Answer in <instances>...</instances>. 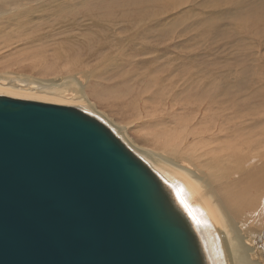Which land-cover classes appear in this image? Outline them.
I'll use <instances>...</instances> for the list:
<instances>
[{"label":"bare ground","instance_id":"1","mask_svg":"<svg viewBox=\"0 0 264 264\" xmlns=\"http://www.w3.org/2000/svg\"><path fill=\"white\" fill-rule=\"evenodd\" d=\"M40 1L43 4L42 7L39 6L41 9L27 6L37 0H0V39L8 38V42H11V48H2L0 53L9 51L22 55L29 50L32 52L30 57L41 55L57 62L68 55V51L65 52V42H58L55 48L50 49L51 41L48 40L56 34H68L74 26L69 21V15L64 14L67 12L62 4L64 0ZM167 1L162 0L158 7L163 8ZM225 1L174 0V3L182 6L195 3L203 7L199 9L194 6L197 10L205 11L212 8L211 4L219 7L217 4ZM234 1L228 0V3L232 4ZM246 1L252 3L249 4L250 9L255 7L264 11V0ZM239 3L235 12L243 7V3ZM108 12L104 13L110 16L101 15L110 20L107 28L104 27L103 20H90L91 24L86 25L92 30L100 29L104 35L100 36L97 31V35L94 33L95 38L81 37L91 47L86 50L84 47L79 49L91 52L94 44L98 43L102 52L110 51L109 47L114 45L122 50L121 57L130 58L129 54L134 53V60L144 56L138 65L140 68L146 67L147 72L144 76L140 74L137 80L145 83L150 81L155 88H163L165 93L156 106L152 100L155 93L152 97H143L144 103L141 100L136 102L139 103L136 110L140 119H150L152 125L163 128V134L166 132L157 142V146L162 147V152L136 144L125 129L126 126L124 128L113 124L108 116L105 117L106 123L99 115L98 118L90 113L91 110L98 111V108L96 102L87 94L89 77L84 75H70L53 81L22 77L20 74L1 75L0 96L73 107L97 119L158 178L177 208L187 218L204 264H264V148L259 140L264 135V129L255 133L259 126L254 123V118L257 117L264 124V117L260 116L264 114V110L258 114L257 106L250 107L243 99L240 100L239 97L244 94L240 92L241 87L238 85H220L215 83L209 73L199 74L193 67L194 56H190L188 62L184 63L188 64L189 70L175 74L169 67H165V76L155 78L152 74L156 67L161 68L166 63L160 54L161 49L146 45L145 41L153 33L154 38L161 37L160 31L156 27L147 26L145 22L141 23L143 18L135 17L132 13L120 14L114 10V15L109 9ZM38 13L45 14L43 22L50 23V30L39 35L44 37L36 43L37 46L33 45L36 41H31L24 47L17 36L20 27L31 24V20ZM123 16L124 19L130 18L134 22L128 25L124 22L125 26L115 28L114 22ZM139 19L141 24L135 23ZM10 23L17 29L11 33L2 31ZM134 31L140 33V39L144 38V45H139L137 33L134 36L131 34ZM130 34L133 38L128 36ZM127 44L128 48L123 49ZM121 57L120 60H126ZM174 58L184 59L178 55ZM151 62L156 63L152 65ZM127 63L117 64L124 76L129 75L134 67ZM128 90L133 93L137 89ZM174 132L177 134L173 136ZM120 136L125 137L126 142Z\"/></svg>","mask_w":264,"mask_h":264},{"label":"water","instance_id":"2","mask_svg":"<svg viewBox=\"0 0 264 264\" xmlns=\"http://www.w3.org/2000/svg\"><path fill=\"white\" fill-rule=\"evenodd\" d=\"M0 264H204L154 173L97 119L0 96Z\"/></svg>","mask_w":264,"mask_h":264},{"label":"rangeland","instance_id":"3","mask_svg":"<svg viewBox=\"0 0 264 264\" xmlns=\"http://www.w3.org/2000/svg\"><path fill=\"white\" fill-rule=\"evenodd\" d=\"M161 1L162 0H64L62 4L65 5L64 10L67 11L66 13L64 12V14L69 15V21L73 22L74 26L69 30L68 34H56L54 38L49 37L48 40L51 41L49 44L50 49L55 48L58 42H65L67 50H64L65 52L68 51V55L57 62L55 59H50L41 55L30 57L32 52L29 50L22 55H15L16 53L5 51L0 53V55L5 54L4 56H0V76H19L20 74L22 77H33L39 80L43 79L44 81L59 80L67 76L69 77L70 75H84L87 78L89 77L87 83L88 88L86 89L87 94H89L90 99L94 101V103L96 102L95 104L98 108V111L91 110L89 112L94 114V116L97 115L98 118L100 116L106 123L107 120L105 117L108 116L113 124L121 125L124 128L126 126L125 129H127L129 136L136 144L153 151L157 150L162 152V147L159 148L157 142L166 132L163 134V128L152 125L150 119H140L137 114L138 111L136 110L139 105V103L136 104V102L141 100L144 103L143 97H152L155 93L152 100L155 101L156 106L165 93L163 88H155L154 83L150 81L145 83L137 80L140 74L144 76L147 72L146 67L140 68L138 65L139 60H143L144 56H139L138 59L132 60L134 54L132 53L129 54L131 56L130 58L122 56L123 59H126L123 61L119 59L122 51L119 46L113 45L111 46L112 48L109 47L110 51L102 52L103 50H99L98 43L94 44V47L90 50L91 52L79 49L80 47H84L86 50L91 47L87 45L81 37L87 39L95 38L97 31L100 36L104 35L100 29L92 30L86 26L91 24L89 21L93 20L98 22L103 20L104 27L107 28L108 22L110 21L106 18L110 16L106 15L108 9L110 12L117 10L120 14L132 13L135 17L140 19L143 18V22L141 23L145 22L144 24L147 26L156 27L158 31H160L161 37L154 38L153 33L150 35L149 39L145 41L146 45L161 49L160 54L163 61L166 63V65L161 68L157 66L152 76L155 78L165 76V67H169L170 71L175 74L184 70H189L188 64L184 63L188 62L187 59L190 56H194L193 67L199 74L209 73L214 78L215 83L220 85H238L242 88H240V92L244 94L239 97L240 100L243 99L250 107L253 105L257 106L258 114L264 110V67L262 66L264 64V11L255 7L250 9L249 4L252 5V3L246 0H235L232 4L228 3V0H226L225 3H218L217 5H219V7L211 4L213 5L212 8L205 10L206 12L197 10L195 7L199 9L203 7L195 3L182 6L181 4L175 5L174 0H168L164 7L161 8L158 7ZM237 1L240 3L242 2L243 7L240 8L238 12H235L234 10L239 3ZM38 3L39 6L42 7V1L39 0ZM39 6L37 8L41 9ZM122 7H124L123 10ZM104 12H106V14ZM44 15V13H38V15L31 20V24L20 27V32L17 36L19 37V43L24 47L31 41H36L33 45L37 46L36 43L40 42L39 40L44 37L39 35L46 34V32L50 30V23L43 22L45 18ZM101 15H105L106 17ZM236 15L238 16L236 17ZM124 17L125 16L118 18L116 22L112 21L115 24V28L125 26L124 22L128 25L133 21L130 18L124 19ZM140 19L135 23L141 24ZM27 27L30 30L27 29ZM16 29L17 28L10 23L2 31L11 33ZM135 33L137 32L134 31L131 34L134 36ZM131 34L128 36L133 38ZM139 34L140 33H137V37ZM70 37L75 38L71 39ZM7 39L8 38L0 39V49H4L5 47L11 48L9 46L11 42L9 43ZM143 39L144 38L140 39L138 37L140 46L145 43ZM6 43L8 44L6 45ZM127 48L128 44L127 47L123 49ZM176 55L184 59L176 60L174 58ZM120 62H129L127 65L134 66L131 68L129 75L124 76L123 72L119 71L117 64ZM151 63L153 65L156 62ZM79 71L81 73H79ZM121 82L124 83L126 89H124V85ZM135 88L137 90L133 93L128 90H133ZM142 88L144 89L142 90ZM149 110L151 111L150 108ZM260 116L264 117V114ZM257 119V117L254 118V123H256L259 128L255 133L264 129V124H261ZM144 120L146 121L144 122ZM176 134L177 132H174L172 135L174 136ZM122 139L124 140L125 137ZM259 140L264 148V135ZM171 189L173 188L171 187Z\"/></svg>","mask_w":264,"mask_h":264},{"label":"snow or ice","instance_id":"4","mask_svg":"<svg viewBox=\"0 0 264 264\" xmlns=\"http://www.w3.org/2000/svg\"><path fill=\"white\" fill-rule=\"evenodd\" d=\"M27 6H28V7H38V6H39L38 0H37L36 3H34V4H29V5H27Z\"/></svg>","mask_w":264,"mask_h":264}]
</instances>
